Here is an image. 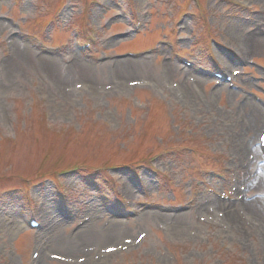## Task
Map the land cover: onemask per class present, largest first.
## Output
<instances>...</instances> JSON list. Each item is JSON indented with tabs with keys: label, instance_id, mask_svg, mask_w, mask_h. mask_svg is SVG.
<instances>
[{
	"label": "rangeland",
	"instance_id": "1",
	"mask_svg": "<svg viewBox=\"0 0 264 264\" xmlns=\"http://www.w3.org/2000/svg\"><path fill=\"white\" fill-rule=\"evenodd\" d=\"M89 1L0 0V22L6 24L0 28V264H30L36 233L26 220H39L44 211L51 228L40 264H264L260 223L245 207L244 222L236 205L215 194L236 190L244 198L264 195V189L241 187L244 171L236 165L229 118L234 113L239 129L247 123L246 110H238L244 95L225 104L223 88H212L213 80L187 71L160 44L173 41L177 52L203 69L223 71L230 65L240 84L256 90L264 86L258 66L264 65V48L247 53L255 63L245 66L239 63L238 49L246 46L248 35L264 41L259 30H264V0H243L250 4L248 11L216 0H142V35L133 31L135 0H92L101 6L86 7ZM183 13L184 23L178 26ZM90 26L99 31L97 55L159 50L142 58L137 72L125 78L127 86L120 87L119 61L98 63L77 50L75 33L83 36ZM14 35L32 52L28 62H20L21 74L11 80L6 62L13 56ZM41 42L58 48L52 58L61 68L82 75L79 65L89 67L96 85L79 76L68 94L59 92L38 64L41 55L50 57L36 46ZM145 64L148 73L141 70ZM168 64L173 77L167 74ZM263 128L264 120L245 142L254 137L257 146ZM255 166L250 163L249 176H255ZM226 168L227 182L219 181L215 174ZM58 179L73 196L74 214L54 226L53 215L61 216L63 210ZM128 181L136 185L133 192ZM122 190L141 210L129 219L119 203ZM191 191L201 198L196 214L201 220L193 211L158 210L181 207ZM214 201L232 206L244 230L226 229L215 204L211 212L206 207ZM147 204L159 207L146 209ZM84 219L86 224L70 234ZM114 221L124 223L123 235L103 242ZM16 229L21 230L19 238ZM85 231H94L88 242L78 235ZM58 239L71 249L56 247Z\"/></svg>",
	"mask_w": 264,
	"mask_h": 264
},
{
	"label": "bare ground",
	"instance_id": "2",
	"mask_svg": "<svg viewBox=\"0 0 264 264\" xmlns=\"http://www.w3.org/2000/svg\"><path fill=\"white\" fill-rule=\"evenodd\" d=\"M0 28H6V24H4L3 22H0ZM259 30H261L264 33V30L262 28H259ZM259 39L262 40V38L257 37L254 34H252L251 36L250 35L246 36V42L244 41V43L246 44V48L249 52H252V53L256 52L258 48L260 47L259 45H262L264 48V41H261ZM116 41L117 40H115V43ZM11 43L13 47V56L9 61L6 62L8 63V68H6V72H7L9 79L11 78L12 80L14 78H17V76L21 74L22 68H21L20 62L21 61L23 63L28 62L31 58L30 53L32 51L29 48H27V46L25 45L23 46V44L16 38H12ZM40 57H41L39 58L40 60H38L39 66L43 68L45 72L47 73V75H49V77L53 80L59 92L62 93L63 91V93L68 94V92H70L69 88L71 87L70 86L71 83L74 82L76 79H78L79 76L80 78L81 77L88 78L93 83V85H96L95 81L90 78L93 71H91L89 67H86L82 64L79 65L78 68L80 69L81 74H82L80 75L78 72L71 71L65 68H61L58 65L57 58H52V57H47V56H42V55ZM141 62L142 60H131V59L118 62V65L120 66H119V71L117 72H118V75H121L120 82L118 83L120 87L125 88L127 86L125 84V80H126L125 78L129 77V75L132 73H136L137 68H138L136 64H140ZM144 69L146 70V73H148L146 64L145 66L141 67V70H144ZM173 71L174 70L172 69V65L168 64L167 74L170 77L174 76ZM205 81L206 80L204 79L197 78V82L199 83H202ZM199 83H194V86L195 87L200 86ZM184 86L185 88L188 89L187 84H185ZM184 86L183 88H180V89L187 93ZM217 95L218 96L220 95L219 90H218ZM236 96L237 94L234 93V97ZM219 99L220 97L217 98V101H219ZM243 109L246 110V113H247L246 115H247L248 120H247L246 125L242 126L241 129H239L238 124L235 123L234 121V118H233L234 113L232 114L231 118H229L231 120V128L233 130V139H234V147L236 151V156L239 157L236 165H238L237 168L244 171V178L241 180V185L245 188L248 187L251 189H254V188L264 189V161L260 154V150L256 146L254 137L249 139L248 142H245V139H248L249 133L251 131L258 130L259 126L264 120L263 108L260 107L258 104L254 103L253 101L247 100L244 103ZM254 161H258L259 163H261V167H260V170L257 176L253 177V176L248 175L247 170H248L250 163ZM126 187L128 191L130 190L131 192H133L136 189V185L133 182L129 183V181L126 184ZM214 204H215V207H217V209L220 210L218 217L226 229L231 230V231L234 229H237L236 231H240V229L244 230L242 224L238 221L237 217L235 216V213H233L231 209L232 206H227L223 203L217 204L215 203V201L213 203L207 202L206 207L207 209H209L210 212L213 211L212 207ZM243 205L246 207V210L249 212L250 216L255 221L260 223L261 230L264 231V201L259 198H256L252 202L244 201ZM145 214L147 215L150 213H145ZM155 214L164 218V215H162V213L157 212ZM53 224L54 226H61L63 224V218L55 213L53 216ZM123 224H124L123 222L114 221L112 223V227L103 236V242L105 241L110 242L111 240L109 238L118 240L117 238L123 235L122 234ZM20 231L21 230L19 229L13 230V233L14 235H17V238L21 236ZM93 232L94 231H92L89 234L88 231H85V232H80L78 235L79 236L82 235L84 237L83 239L88 242V240H90L89 238L93 235ZM95 235L97 236L98 233ZM55 244H56V247H58L59 249L61 248L71 249V247H69L67 245V242H65L64 240L60 241L58 239V241Z\"/></svg>",
	"mask_w": 264,
	"mask_h": 264
}]
</instances>
